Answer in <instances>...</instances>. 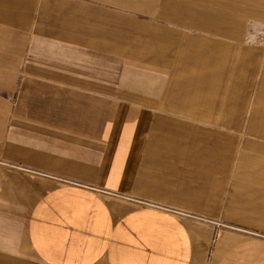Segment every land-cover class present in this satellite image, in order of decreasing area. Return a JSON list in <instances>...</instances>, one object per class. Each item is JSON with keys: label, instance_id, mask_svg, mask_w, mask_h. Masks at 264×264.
<instances>
[{"label": "crops", "instance_id": "0c3cea01", "mask_svg": "<svg viewBox=\"0 0 264 264\" xmlns=\"http://www.w3.org/2000/svg\"><path fill=\"white\" fill-rule=\"evenodd\" d=\"M257 1L0 0V264H264Z\"/></svg>", "mask_w": 264, "mask_h": 264}, {"label": "rangeland", "instance_id": "374dc122", "mask_svg": "<svg viewBox=\"0 0 264 264\" xmlns=\"http://www.w3.org/2000/svg\"><path fill=\"white\" fill-rule=\"evenodd\" d=\"M261 1H264V0H261ZM258 3L259 2L256 0V4H258ZM261 3L264 4L263 2H261ZM261 12H264V9H261ZM262 18H264V15L256 16V20H255L254 24L250 25V32H253V34H254L255 47L256 48L264 46V21ZM133 58L134 57L131 56L128 59H133ZM255 61H256V70H257V69H259V66H260V58H259L258 52H256V54H255ZM145 65L146 66H144V67H150V64H145ZM178 68L181 69V61L179 58H178ZM176 70H177V68H176ZM258 72H256L257 75H258ZM174 74L176 75V79L171 80L170 85L173 86V83L174 84H179V83L182 84V73L175 72ZM165 75H166L165 72L162 73V76H165ZM152 79H153V77H152V73L150 70L127 72L126 73V80L129 81V83H131V80L134 83H135V81L137 83L136 86H138V87L130 89L131 91L135 92L137 95H127V94L121 95V97H119L120 99H118V100L130 103V104H144V106L148 105L147 107H150L151 106L150 103L147 100L143 99V98L147 97L143 93H146L145 91H147L148 93L150 92L149 86H150ZM259 79H260V77H259ZM259 79H258V81H256V87L261 82ZM165 80L166 79L163 77V79H161L160 81L164 83ZM161 95L158 98V101H159L158 103L160 106H164V108H165L166 104L164 105V103H166V102L163 98V97H165V93L162 95V97H161ZM149 96H150V94H149ZM79 193H89V194L93 193L95 195L94 200H96V202H99L97 204H99L103 209L106 206L102 202V200H103V199H101L102 197H106V198L115 197V199H117L116 198L117 196L112 197L111 194L104 193V192L100 191L97 187H95V189L80 188ZM108 195H110V196H108ZM80 203H81V205L83 204L82 202H80ZM90 218L94 219V221L92 220V227L95 229L96 233L98 230L103 229L104 223L101 220H98L96 215L94 217H91V215H90ZM91 219H89V220H91ZM220 225H221L220 222L216 223L215 235L217 234V231L220 228ZM80 258L86 259L84 254H82L80 256Z\"/></svg>", "mask_w": 264, "mask_h": 264}]
</instances>
